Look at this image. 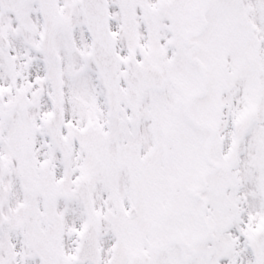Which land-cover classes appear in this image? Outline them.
Segmentation results:
<instances>
[{
    "label": "snow or ice",
    "instance_id": "6c2138e0",
    "mask_svg": "<svg viewBox=\"0 0 264 264\" xmlns=\"http://www.w3.org/2000/svg\"><path fill=\"white\" fill-rule=\"evenodd\" d=\"M0 264H264V0H0Z\"/></svg>",
    "mask_w": 264,
    "mask_h": 264
}]
</instances>
